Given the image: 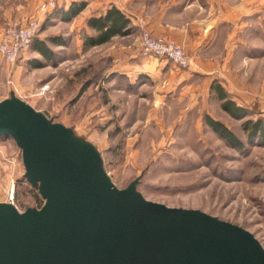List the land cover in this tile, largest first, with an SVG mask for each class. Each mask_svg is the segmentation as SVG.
I'll return each mask as SVG.
<instances>
[{
  "label": "rangeland",
  "instance_id": "1",
  "mask_svg": "<svg viewBox=\"0 0 264 264\" xmlns=\"http://www.w3.org/2000/svg\"><path fill=\"white\" fill-rule=\"evenodd\" d=\"M28 1L0 0V12L12 14ZM42 18L38 32L44 31L42 39L55 55L48 60L29 51L26 75L19 82H9L15 96L93 144L117 187L124 188L140 176L137 190L146 199L199 209L237 224L264 247V143L242 127L247 119L264 122V36L240 34L241 42L231 55L229 44L225 48L224 69L219 66L213 74L232 99L248 110V115L238 119L214 98L204 111L198 106L179 112L180 102L186 104L188 99L169 97L162 102L163 108L153 112L150 95L135 93L136 85L122 75L113 83L121 92L112 96L109 83L115 73L105 75L111 59L102 56L101 49L82 47L86 28L82 17L69 22L56 16ZM12 23L20 24L10 18L4 30ZM50 37L62 39L65 45L52 44ZM248 39L254 47L248 46ZM34 58L40 67L31 66ZM204 114L229 128L242 147L237 149L212 132ZM24 172L20 148L10 137L0 136V202H11L19 211L39 208L44 202Z\"/></svg>",
  "mask_w": 264,
  "mask_h": 264
},
{
  "label": "water",
  "instance_id": "2",
  "mask_svg": "<svg viewBox=\"0 0 264 264\" xmlns=\"http://www.w3.org/2000/svg\"><path fill=\"white\" fill-rule=\"evenodd\" d=\"M0 136L44 199L23 211L0 202V264H264L247 229L148 200L140 176L117 187L93 144L14 93L0 101Z\"/></svg>",
  "mask_w": 264,
  "mask_h": 264
},
{
  "label": "crops",
  "instance_id": "3",
  "mask_svg": "<svg viewBox=\"0 0 264 264\" xmlns=\"http://www.w3.org/2000/svg\"><path fill=\"white\" fill-rule=\"evenodd\" d=\"M40 1L30 0L22 9L12 14L0 12V41L4 33V23L13 18L24 24L26 20L36 17ZM72 1L74 0H55V7L67 9ZM87 2L86 8L72 19L81 16L84 20L83 27H86L85 20L88 17L99 16L112 5L130 19L133 29L131 33L116 35L110 41L92 49L103 50L102 56L111 59L105 74L115 73L109 83L111 95L121 92L113 83L122 75L127 82L136 85L135 93L142 97L145 94L150 95L153 112L163 108L162 102L169 97L188 99L189 102L186 104L180 102L179 112H186L198 106L201 107V111L206 110L210 99V84L214 79L218 80L213 74L219 71V66L222 67L220 70H223L227 63H225L227 44L228 54L231 55L230 51H233L235 44L241 42L240 34L243 32L252 35L260 32L264 36V0H87ZM51 11L44 14L43 18L55 17ZM85 30L91 32L87 27ZM143 30L154 36L173 40L180 45L189 57L188 67L180 68L165 58L142 54L138 39ZM94 32L92 30V34ZM43 33L44 31L38 32L36 37L42 39ZM249 41L250 39L248 46L254 47ZM31 45L21 52L13 63L7 62L0 53V101L14 93L10 90L9 82L11 80L19 82L26 75L29 51L39 54ZM219 82L221 83L220 80Z\"/></svg>",
  "mask_w": 264,
  "mask_h": 264
},
{
  "label": "trees",
  "instance_id": "4",
  "mask_svg": "<svg viewBox=\"0 0 264 264\" xmlns=\"http://www.w3.org/2000/svg\"><path fill=\"white\" fill-rule=\"evenodd\" d=\"M87 4V0H74L69 4L67 9L54 7L51 13L62 21L69 22L79 15L86 8ZM85 24L91 32L88 33L86 30L82 32V47L84 49L99 46L110 41L112 37L116 35H127L133 30L130 19L114 5L108 7L106 11L99 16L91 15L85 20ZM92 30L95 31L93 34ZM36 35L31 43L32 49L37 51L45 59L52 60L55 52L48 46L47 40L39 39ZM48 40L54 45H65V42L58 37H50ZM29 63L33 67H40L41 62L34 58L31 59ZM209 98L218 100L222 109L234 118L240 119L249 114L246 108L238 105L232 99L228 91L217 79H214L210 84ZM203 119L205 124L218 137L237 149L242 147L241 140L222 122L210 117L208 114H204ZM242 127L249 132L250 135H257L264 143V122L261 118L255 120L247 119L242 123Z\"/></svg>",
  "mask_w": 264,
  "mask_h": 264
},
{
  "label": "built area",
  "instance_id": "5",
  "mask_svg": "<svg viewBox=\"0 0 264 264\" xmlns=\"http://www.w3.org/2000/svg\"><path fill=\"white\" fill-rule=\"evenodd\" d=\"M53 6V0L41 3L38 7V16L26 20L24 24L12 23L5 28L0 41V53L7 62H15L19 54L30 47L40 27V16ZM139 47L143 54L165 58L180 68L189 65V57L184 49L163 36H154L144 30L139 38Z\"/></svg>",
  "mask_w": 264,
  "mask_h": 264
}]
</instances>
